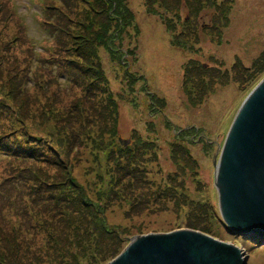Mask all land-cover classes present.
Here are the masks:
<instances>
[{
    "label": "rangeland",
    "instance_id": "rangeland-1",
    "mask_svg": "<svg viewBox=\"0 0 264 264\" xmlns=\"http://www.w3.org/2000/svg\"><path fill=\"white\" fill-rule=\"evenodd\" d=\"M0 1L35 46L10 74L0 68V141L9 143L0 155V264H109L133 239L176 230L207 231L236 243L246 264H264V240L223 223L212 164L264 78V67L247 72L264 52V0H125L139 33L119 38L124 65L86 45L88 1L74 0L78 17L64 30L51 22L56 44L40 25L42 0Z\"/></svg>",
    "mask_w": 264,
    "mask_h": 264
},
{
    "label": "water",
    "instance_id": "water-1",
    "mask_svg": "<svg viewBox=\"0 0 264 264\" xmlns=\"http://www.w3.org/2000/svg\"><path fill=\"white\" fill-rule=\"evenodd\" d=\"M212 164L223 223L231 233L263 241L264 78L247 95ZM246 263L236 243L176 230L133 239L109 264Z\"/></svg>",
    "mask_w": 264,
    "mask_h": 264
},
{
    "label": "trees",
    "instance_id": "trees-1",
    "mask_svg": "<svg viewBox=\"0 0 264 264\" xmlns=\"http://www.w3.org/2000/svg\"><path fill=\"white\" fill-rule=\"evenodd\" d=\"M88 1L86 3V8L82 11H84V21L83 23V34L87 37L86 45H91L92 47L95 46L99 49H103L108 55L111 61L122 63L124 65V53H122L121 48L119 46L120 43V37L124 34V36H130L129 29H132L136 32L138 35L139 29L137 27L136 22V14L134 11L131 10L128 3L125 2V0H86ZM54 2V3H53ZM80 3H83L79 0ZM47 3H53L48 4ZM74 0H42L40 2L41 7V26L47 31V35L53 40V42L56 44V42H59L57 33L54 34L53 30L56 28L52 26L51 22H55L59 25L58 27L61 29H56L57 31L64 30V25L68 22V18L70 17H78L76 13H73L72 6H73ZM85 4V3H84ZM11 3L8 1L7 6L5 5L4 1H0V41L3 42L0 45V68L6 67L8 68V73L10 74L13 70V67L15 63L20 62L22 57H27L29 52L33 51V47L29 41L25 42V30L24 26L22 25V21L19 16H17L15 13H10L9 7H11ZM4 7V8H3ZM74 7V6H73ZM3 8V9H2ZM47 9L51 12V14H45ZM75 14V15H74ZM46 20H45V19ZM75 18V19H76ZM136 27V28H135ZM170 30V27H168ZM55 30V31H56ZM4 38V41L1 39ZM45 46H41L40 48H44V50L49 51V48L52 49L50 46H47V42L44 43ZM93 44V45H92ZM30 45V46H29ZM10 49V51H9ZM16 51H19L20 53L17 54ZM94 57L96 59H99V55L96 56L94 53ZM41 59L50 60L51 56L47 57H40ZM86 59H90V56H85ZM240 64L236 63L232 68V73L234 75H240L239 68ZM206 66H202L201 68H205ZM264 67V52H262L261 56H259L255 61L254 64L249 68L248 74H258V72L261 71V69ZM208 71H211L220 77H227V73H224L220 71V69L216 68H210L206 67ZM248 70V69H246ZM103 75V71H100ZM3 76L5 74L1 72ZM210 73V72H209ZM238 73V74H237ZM216 76V75H215ZM142 77V76H141ZM231 78V77H230ZM242 78V77H241ZM143 82L144 77H142ZM146 84V83H145ZM151 98H153L154 101L158 104H163V100L156 96H152L150 94ZM103 101V100H102ZM113 102V100H111ZM80 106V110L84 112L83 106L81 105V102L78 103ZM93 105H90V107ZM71 116V115H70ZM56 133L58 130L54 127ZM178 138V137H177ZM4 140L5 137H0V140ZM5 143V144H4ZM123 143H127L123 141ZM2 144L5 145V147H9L6 144H9L8 142H2L0 141V155H5V152L7 150H4ZM5 151V152H4ZM36 199L34 198L32 200V203H34ZM34 206H37L38 204H33ZM100 208V207H99ZM97 210V214H101L102 212H99L101 210ZM23 210V209H22ZM31 209L24 208V211L19 212V216L27 217L31 213ZM98 227V226H97ZM97 227H95V230H98ZM100 228V227H99ZM91 232V229L86 228L84 230V233ZM116 235V234H115ZM83 234L82 232L77 236L80 239L82 238ZM116 240L118 239L117 235L114 236ZM100 239V234H96V239ZM119 240L117 241V245H113L112 251L109 252V255L104 254L105 256H112L117 253L118 249L120 248ZM96 248H98V244L96 243ZM94 249V248H93ZM88 252L89 255H93L91 253V250ZM73 257V255H71Z\"/></svg>",
    "mask_w": 264,
    "mask_h": 264
},
{
    "label": "bare ground",
    "instance_id": "bare-ground-1",
    "mask_svg": "<svg viewBox=\"0 0 264 264\" xmlns=\"http://www.w3.org/2000/svg\"><path fill=\"white\" fill-rule=\"evenodd\" d=\"M156 48H158V49H160L161 50V46L160 45H158L157 44V47ZM157 51V50H156ZM158 52V51H157ZM227 125V123H225V126Z\"/></svg>",
    "mask_w": 264,
    "mask_h": 264
}]
</instances>
